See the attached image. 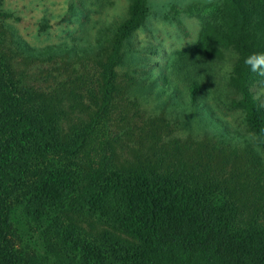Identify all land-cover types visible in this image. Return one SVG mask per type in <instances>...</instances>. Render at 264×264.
<instances>
[{"label":"trees","instance_id":"16d2710c","mask_svg":"<svg viewBox=\"0 0 264 264\" xmlns=\"http://www.w3.org/2000/svg\"><path fill=\"white\" fill-rule=\"evenodd\" d=\"M228 3L176 59L206 75L220 50H237L238 103L264 149V113L250 90L260 74L245 62L264 54V0ZM140 19L122 26L121 39ZM112 72L90 120L75 128L68 111L52 109L57 94L23 84L0 48V264H264V172L245 199L241 182L182 161L118 165ZM200 88L191 81L192 102ZM14 222L39 231L43 255L19 246Z\"/></svg>","mask_w":264,"mask_h":264},{"label":"rangeland","instance_id":"374dc122","mask_svg":"<svg viewBox=\"0 0 264 264\" xmlns=\"http://www.w3.org/2000/svg\"><path fill=\"white\" fill-rule=\"evenodd\" d=\"M229 8L228 0H0V48L23 84L57 94L52 109L68 111L66 126L75 128L90 120L111 67L109 132L118 165L182 161L241 182L248 199L264 172V149L238 103L239 53L220 50L206 75L176 59ZM137 16L121 39L122 26ZM192 80L201 86L196 102ZM250 90L264 113V75ZM14 226L24 251L44 254L32 224Z\"/></svg>","mask_w":264,"mask_h":264},{"label":"clouds","instance_id":"9594fccd","mask_svg":"<svg viewBox=\"0 0 264 264\" xmlns=\"http://www.w3.org/2000/svg\"><path fill=\"white\" fill-rule=\"evenodd\" d=\"M253 72L264 75V54H254L245 61Z\"/></svg>","mask_w":264,"mask_h":264}]
</instances>
